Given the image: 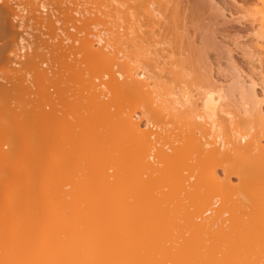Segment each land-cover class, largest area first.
I'll use <instances>...</instances> for the list:
<instances>
[{
    "label": "bare ground",
    "instance_id": "obj_1",
    "mask_svg": "<svg viewBox=\"0 0 264 264\" xmlns=\"http://www.w3.org/2000/svg\"><path fill=\"white\" fill-rule=\"evenodd\" d=\"M156 1L167 6L171 0ZM36 5L38 12L48 10L45 0H37ZM105 6L109 10L102 13L113 16L111 20H104L109 27L91 32L93 39H85L82 50L92 62L100 63L103 76L108 73L111 78L106 83H96L92 76L89 77L90 105L95 110L108 111L109 119L114 118L125 137H134L132 145L125 150L129 155L124 154L127 158L123 163L136 171L133 187H122L120 175H103L100 185L90 189L89 215L83 218L66 216L71 210L70 196L63 192L52 194L50 172L43 174L40 187L31 183L22 189L8 188L11 205L29 201L22 191L39 190L46 203L56 206V217L9 219L7 264L259 263L258 257L250 259L251 254L264 252V97H258L257 83L236 74L230 77L232 81H228L227 86L223 84L225 89L208 83L210 88L202 87L201 90L200 87L201 91L182 88L181 93L173 90L168 93L166 89L167 92L162 93L161 76L158 77L156 70L170 72L176 62L174 53L164 54L167 47L163 41L144 35L143 24L129 6L119 0H106ZM17 7L24 12V7ZM147 8L148 23H163L164 15L154 7L153 1H148ZM72 10L78 15L82 13L77 8ZM14 16L18 21L23 18L19 13ZM262 18L263 21H259V17L252 19V22L258 21V26L251 32L248 53L253 62L264 67V14ZM55 21L58 23V19ZM93 25L96 28L99 24ZM24 34L18 35L20 47L14 53L20 62L13 61L10 71L13 76L17 73L22 76L23 98L21 104L11 101L14 105L8 113L0 97V128H6L3 123L19 121V112L28 114L44 110V123H56L57 135H60L65 124L57 114L45 110L60 109L61 105L53 98L54 87L47 91L52 99L42 98L44 93L34 73L44 71L45 74L42 66L46 63L40 62L36 68L25 64L28 62L26 50L31 44ZM67 39L64 36L60 41ZM93 42L98 45L99 52L93 50ZM128 47L134 48L136 55L125 50ZM145 62L150 68L144 66ZM11 79L0 76V81L6 80L4 83L10 87L14 85ZM219 81L220 84L222 81ZM119 85L120 93L138 100L146 131L140 132L139 122L134 121L136 118L130 113L112 114L109 110L110 104L103 99L105 89ZM0 86L6 88L3 84ZM166 117L185 120L189 130L183 145L168 147L171 152L157 147L160 142L149 129L154 119L163 121ZM25 130L27 127L23 125L20 136L7 129L0 138V168L14 157L31 159L27 154L21 155L26 153L24 150H31V145L25 149L20 146L27 138ZM47 150L49 148L45 150L46 161L50 158ZM181 153H185L187 159L178 168L174 163ZM192 159L194 162H189ZM217 168L224 173L221 180L216 176ZM5 172L0 170V174ZM110 176L114 179L109 180ZM232 177L238 179L237 184L230 182ZM109 190L111 194L107 195ZM77 208L80 204L74 206ZM35 209L36 206L29 207L30 211ZM212 210L213 217H204ZM110 240L122 245L130 243L128 247L132 249L107 250ZM2 243L0 236V248Z\"/></svg>",
    "mask_w": 264,
    "mask_h": 264
},
{
    "label": "rangeland",
    "instance_id": "obj_2",
    "mask_svg": "<svg viewBox=\"0 0 264 264\" xmlns=\"http://www.w3.org/2000/svg\"><path fill=\"white\" fill-rule=\"evenodd\" d=\"M119 1L123 2L124 6H129L139 17L146 37L153 36L163 41L165 45L163 46L167 47L164 54L174 53L176 62L170 72L161 73L156 70L159 74L156 75L161 76L159 84H162L163 88L160 87L162 93L166 90L168 93L171 90L175 91L174 93H181L182 88L194 89L193 91L196 88L197 91H201L202 87L210 88L212 83L215 84L212 86L225 89L223 84L227 86L226 84L232 81L230 77L237 74L242 77L241 79L252 78L257 83L258 97H264V67L253 62L248 53L252 43L251 32L254 26H258V21L252 22V19L259 17V21H263L264 0H171L167 6L151 0L154 7L160 9L164 15V21L160 25L148 23L149 0ZM36 2L37 0H0L2 10L0 12V76L5 77L6 80L12 77L10 82L11 85L14 84L10 87L4 83L6 80L0 81V84L6 86L4 89L0 86V97L6 103L8 113L12 112L10 108L14 105L11 101L21 104L24 91L22 76L18 73L13 76L10 71L13 61L20 62L14 57V53L18 52L20 47L18 35L26 33L24 37L31 46L26 50L28 62L25 64L36 68L40 62L46 63L42 66L46 73L35 71L34 75L40 81V89L44 93L42 98L52 99L53 96L47 94V91L49 87H54L53 98L61 108H50L45 111L52 115L57 114L65 126L64 132L57 135L59 132L56 123H44L42 118L44 110L28 114L19 112V121L3 123L12 134L17 133L20 136L23 135V125L27 127L25 130L27 138L23 139L24 142L20 146L25 149L31 145V150H24L25 154H21L23 150L18 152L21 155L27 154L31 159L26 161L24 157H14L12 162L5 163L0 168L6 171L0 174V236L3 238L0 264H7L9 219L56 217V206L46 203L39 190L22 191L29 201L11 205L8 188L22 189L31 183L35 185L37 183V187H40L43 174L50 172L48 177L51 181L52 194L59 195L63 192L70 196L71 210L66 216L83 218L89 215L87 199L92 194L90 189L100 185L103 175H120V185L128 189L133 187L136 176L134 167L131 165L125 167L123 164L127 158L124 155L125 150L127 146L132 145L134 137L126 138L114 118L109 119L108 111L100 108L95 110L90 105L92 103L88 88L89 77L92 76L96 83H106L111 78L108 73L107 76H103L100 63L95 60L92 62L82 50L86 44L85 39H93L91 32L108 28L110 25L104 20H111L113 16H105L102 13L109 10L105 6L106 0H45L48 10L43 13L36 10ZM17 5L24 7V12L19 11ZM74 8L82 13L78 15L72 10ZM16 13L23 15L21 21L14 16ZM19 22L22 23L21 27ZM125 23L124 21L123 24ZM93 24L99 25L95 28ZM64 36L68 39L60 41ZM74 37L76 38L73 39ZM92 48L99 52V47L94 42ZM125 50L136 55L134 48L128 47ZM100 58L101 54L98 60ZM144 66L150 68L146 62ZM158 77L156 76L157 81H160ZM208 83L210 85H207ZM120 88L119 85L112 89L108 86V90L105 89L106 97L103 99L110 104L109 110L113 112L112 114L130 113L136 118L134 121L139 122L140 132L146 131L147 127H144L145 122L142 121L145 117L138 100L123 95L120 93ZM184 121L168 120L167 117L163 121L154 119L149 129L153 130L152 136L154 135L160 142L157 147L171 152L168 147L183 145L189 135ZM6 128H0V138L5 134L4 132H7ZM254 131L251 133L254 134ZM47 148H49L47 155L50 158L46 161ZM186 159L185 153H181L174 164L179 168ZM189 162H194V159ZM24 170L30 172L24 173ZM114 176H110L109 180L114 179ZM216 176L219 180L223 179V171L217 168ZM230 182L237 184L238 179L232 177ZM61 189L64 191H60ZM111 191H107L106 194L110 195ZM77 204H80V208L74 209ZM31 206H36V209L30 211ZM106 208L109 211L110 206ZM192 208L193 206L190 207ZM213 216L212 210L204 217ZM129 244L122 245L110 240L106 244V249L130 250L132 248L128 247ZM257 257L260 258L257 264H264V252L250 255L252 260Z\"/></svg>",
    "mask_w": 264,
    "mask_h": 264
}]
</instances>
